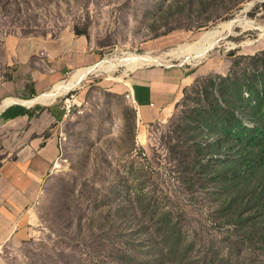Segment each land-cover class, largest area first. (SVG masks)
Here are the masks:
<instances>
[{
    "label": "rangeland",
    "instance_id": "rangeland-1",
    "mask_svg": "<svg viewBox=\"0 0 264 264\" xmlns=\"http://www.w3.org/2000/svg\"><path fill=\"white\" fill-rule=\"evenodd\" d=\"M66 27L115 67L69 88L79 105L29 220L0 243V264H264V203L224 178L221 161L239 152L219 110L264 127V0H0V85L19 42ZM213 29L203 54L179 52ZM130 53L187 68L161 121L138 122Z\"/></svg>",
    "mask_w": 264,
    "mask_h": 264
},
{
    "label": "crops",
    "instance_id": "crops-1",
    "mask_svg": "<svg viewBox=\"0 0 264 264\" xmlns=\"http://www.w3.org/2000/svg\"><path fill=\"white\" fill-rule=\"evenodd\" d=\"M102 54L72 27L37 43H18L12 74L0 85V243L29 220L59 156L64 120L58 99L69 88L56 85L72 71L96 65ZM186 75L181 63L152 61L133 68L127 91L138 122L166 118Z\"/></svg>",
    "mask_w": 264,
    "mask_h": 264
},
{
    "label": "trees",
    "instance_id": "trees-1",
    "mask_svg": "<svg viewBox=\"0 0 264 264\" xmlns=\"http://www.w3.org/2000/svg\"><path fill=\"white\" fill-rule=\"evenodd\" d=\"M238 92L240 91L238 90ZM237 94L239 97L241 96L240 93ZM219 110L229 115L232 124L235 123L234 125L223 127V132L229 135L227 138L228 147L236 146L237 152H239L238 155L233 157L227 155L226 159L220 160L222 167H226L224 178L226 182L233 184L231 186L235 190L239 191L237 194L242 190L240 182L242 184H250L252 190H247L248 197L258 201L262 200L264 203V127L259 128L261 131H258L257 128H249L241 122L234 110H228V107L225 108L223 105ZM232 130L234 131L233 135H231ZM220 146L221 144L216 142L215 148L218 149ZM243 160L247 161L246 166H249V171L246 175L241 171L242 166L238 167ZM244 192L246 193V190Z\"/></svg>",
    "mask_w": 264,
    "mask_h": 264
},
{
    "label": "bare ground",
    "instance_id": "bare-ground-1",
    "mask_svg": "<svg viewBox=\"0 0 264 264\" xmlns=\"http://www.w3.org/2000/svg\"><path fill=\"white\" fill-rule=\"evenodd\" d=\"M218 29H213V30H210L209 32L205 33L203 35V38H202V43L197 45V46H193L192 44H189V43L182 45L179 48V52L183 53L184 51H191L192 52V54H190L191 57H194V54H196L197 52L203 54L204 51L207 50V48L211 45L212 40L214 39V37L216 36V34L219 31ZM209 38H210V40H209ZM123 60L125 63V71L131 70V69L135 68L136 66L142 65L144 63L157 61L156 58H154L150 55H138V54H134V53L128 54ZM114 67H115V65L113 63H111L109 61H106V62L104 61V62H101L99 64L87 67V68L78 69V70L74 71L68 79L58 83L56 85L55 89L58 90V87H63L64 89H68L74 85H77L86 76V74L91 72L92 70L98 71V72L111 71L114 69ZM49 95H55V94H53V92H49Z\"/></svg>",
    "mask_w": 264,
    "mask_h": 264
},
{
    "label": "built area",
    "instance_id": "built-area-1",
    "mask_svg": "<svg viewBox=\"0 0 264 264\" xmlns=\"http://www.w3.org/2000/svg\"><path fill=\"white\" fill-rule=\"evenodd\" d=\"M59 105L62 113V119H69V117L74 114L76 108L79 105L76 91L68 90L66 93H64Z\"/></svg>",
    "mask_w": 264,
    "mask_h": 264
}]
</instances>
